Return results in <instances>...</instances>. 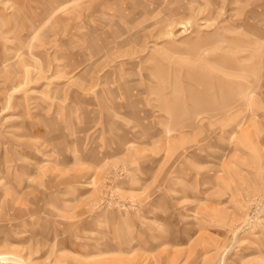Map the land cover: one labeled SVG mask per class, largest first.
Segmentation results:
<instances>
[{
    "label": "rangeland",
    "instance_id": "obj_1",
    "mask_svg": "<svg viewBox=\"0 0 264 264\" xmlns=\"http://www.w3.org/2000/svg\"><path fill=\"white\" fill-rule=\"evenodd\" d=\"M0 264H264V0H0Z\"/></svg>",
    "mask_w": 264,
    "mask_h": 264
}]
</instances>
